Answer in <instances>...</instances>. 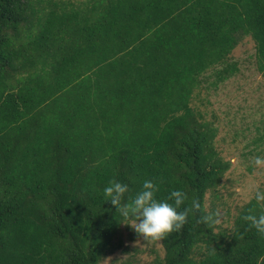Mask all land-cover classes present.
<instances>
[{
  "label": "trees",
  "instance_id": "16d2710c",
  "mask_svg": "<svg viewBox=\"0 0 264 264\" xmlns=\"http://www.w3.org/2000/svg\"><path fill=\"white\" fill-rule=\"evenodd\" d=\"M245 37L264 76V0H0V264L127 252V223L102 196L113 177L131 193L154 179L160 198L182 188L216 212L205 195L230 160L191 102L207 77L238 71ZM255 203L229 229L190 214L144 264H264V236L241 219Z\"/></svg>",
  "mask_w": 264,
  "mask_h": 264
},
{
  "label": "rangeland",
  "instance_id": "374dc122",
  "mask_svg": "<svg viewBox=\"0 0 264 264\" xmlns=\"http://www.w3.org/2000/svg\"><path fill=\"white\" fill-rule=\"evenodd\" d=\"M230 58L236 61L238 71L215 86L209 84L213 77H207L194 91L195 99L191 102L207 119H213L218 127L215 145L221 155L230 160L216 190L205 195L206 209L216 210L217 225L225 229L232 226L237 209L251 199L248 185L255 181L264 188V168L257 169L252 163L256 151L264 156V139L256 143L258 146L251 141L258 136L254 126L264 121V76L255 67L252 40L243 38L230 53ZM260 131H264V123ZM122 232L128 251L116 252L101 264H144L155 259L157 254L162 255L159 239H144L129 224L122 225ZM130 233H134V237L128 241Z\"/></svg>",
  "mask_w": 264,
  "mask_h": 264
},
{
  "label": "clouds",
  "instance_id": "9594fccd",
  "mask_svg": "<svg viewBox=\"0 0 264 264\" xmlns=\"http://www.w3.org/2000/svg\"><path fill=\"white\" fill-rule=\"evenodd\" d=\"M252 163L257 169L264 168V156L256 155ZM248 188L256 203L245 208L241 219L264 236V188L255 181ZM159 191V185L154 179H145L139 190L131 193L128 183L113 177L102 188V196L115 206L125 223L144 239L158 240L170 233L179 232L188 222L190 214L197 211H201L200 222L209 225L218 223V213L202 212L199 200L189 198L184 189H170L164 198L157 195Z\"/></svg>",
  "mask_w": 264,
  "mask_h": 264
}]
</instances>
